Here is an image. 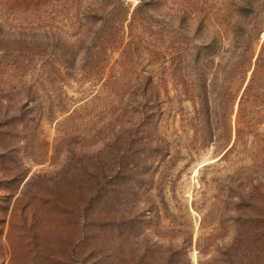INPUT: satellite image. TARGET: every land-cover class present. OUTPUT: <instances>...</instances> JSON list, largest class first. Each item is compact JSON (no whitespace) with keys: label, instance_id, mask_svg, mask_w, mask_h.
<instances>
[{"label":"rangeland","instance_id":"374dc122","mask_svg":"<svg viewBox=\"0 0 264 264\" xmlns=\"http://www.w3.org/2000/svg\"><path fill=\"white\" fill-rule=\"evenodd\" d=\"M126 2L131 13L139 4ZM243 3L155 0L153 23L133 28L138 52L122 60L120 50L100 71L83 57L108 0H0V264H264V233L238 240L245 220L264 232V87L241 110L253 68L228 82L238 96L222 115L215 68L207 91L194 81L189 93L190 75L171 72L180 17L226 23ZM263 42L264 32L254 61ZM132 136L141 157L120 197L142 204L146 223L125 242L122 207L87 200L94 169Z\"/></svg>","mask_w":264,"mask_h":264},{"label":"trees","instance_id":"16d2710c","mask_svg":"<svg viewBox=\"0 0 264 264\" xmlns=\"http://www.w3.org/2000/svg\"><path fill=\"white\" fill-rule=\"evenodd\" d=\"M154 6H156L155 0H139V4L131 13V5L126 0H108L110 9L106 13H94L92 15V20L96 24H100V27L91 32V43L83 57L86 65L95 66L103 71L109 66L112 55L116 52L121 50L122 60L129 58L130 53L138 52L137 48L141 45H139V41L133 33V28L137 24L136 22H140L139 24L143 22L153 23ZM233 14L234 18L230 21L219 24L204 19L192 20L189 17L187 18L188 15L180 17L175 22L177 26L176 30L172 32L174 34L172 36L173 42L170 45V49L174 52L171 64L172 75H190L184 89L186 93H189L188 91H190L191 84H194V81L196 84L200 82L202 86L204 85L203 88L207 91V73L210 68H215L216 78L213 92L217 99L216 106L222 115L227 112L228 107L233 106L238 96L237 91L233 92V89H230L228 82L236 81L244 84L248 73L253 68L249 84L241 98V110L243 103L248 98L254 97L264 87V42L260 46L259 53L254 61L264 32V0H244L243 4H236ZM152 27L150 25L149 29ZM127 37L129 38L128 43L126 42ZM227 39L229 44L225 48L224 41ZM155 41L158 42V40ZM153 45L155 46V44ZM157 51L160 50H155V52ZM65 62L67 63L68 60L66 59ZM194 76L197 78L195 79ZM159 105L160 101L157 96L155 107L146 105L145 109L152 111L157 109ZM206 113L208 115L212 114L210 93H207ZM9 120L17 122L19 118L17 116H11L10 118L7 116L4 124L6 125ZM239 124L237 125L235 145L241 139V133L246 134L244 130L248 126L246 122H244L243 128ZM221 137L224 138V135L221 134ZM114 143L116 142L110 144L113 145ZM137 143L138 139L132 136L126 142L122 153L116 158L108 160L106 169L103 165L98 164L91 176L89 198L87 200L90 207L100 199L104 200V204H111L113 207L114 204H118L122 207L119 212L121 217L120 228L123 229L121 237L122 241L125 242H128L127 238L129 237L126 233L141 230L146 223V210L141 206L142 204H139L132 197H120L124 190L132 192L131 190L134 187L130 178L136 170L135 165L131 163L136 160V157L139 159L141 157V153L134 149ZM97 172L102 173L101 180H98ZM13 181L19 182L20 180L15 178ZM241 200L243 201V199ZM160 202L167 210L168 205L165 198H161ZM56 203L57 201H53L54 206L59 207ZM147 203L154 211L159 210L155 198H149ZM148 205L147 207H149ZM79 207L80 205L77 204L71 208L75 210ZM251 228L245 220L238 232V240L240 244L242 243L241 246H248L250 235H259L260 238L264 233L261 229L251 231ZM188 236L189 245L192 243L191 233H188ZM169 245L172 246L173 242L171 241Z\"/></svg>","mask_w":264,"mask_h":264}]
</instances>
